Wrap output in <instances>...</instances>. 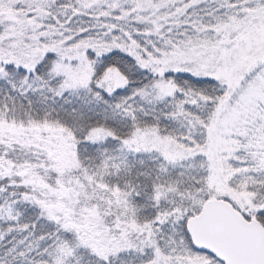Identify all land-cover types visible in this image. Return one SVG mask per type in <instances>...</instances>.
I'll list each match as a JSON object with an SVG mask.
<instances>
[{
  "label": "snow or ice",
  "instance_id": "snow-or-ice-1",
  "mask_svg": "<svg viewBox=\"0 0 264 264\" xmlns=\"http://www.w3.org/2000/svg\"><path fill=\"white\" fill-rule=\"evenodd\" d=\"M0 264H264V0H0Z\"/></svg>",
  "mask_w": 264,
  "mask_h": 264
}]
</instances>
